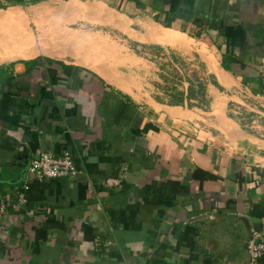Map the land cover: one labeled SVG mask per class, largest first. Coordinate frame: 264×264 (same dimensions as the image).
Returning <instances> with one entry per match:
<instances>
[{
  "label": "crops",
  "instance_id": "obj_1",
  "mask_svg": "<svg viewBox=\"0 0 264 264\" xmlns=\"http://www.w3.org/2000/svg\"><path fill=\"white\" fill-rule=\"evenodd\" d=\"M26 1L0 0V36L43 13L61 31L110 26L145 54L197 58L208 82L182 104L142 97L123 65L109 62L113 77L76 61L111 58L101 36L92 58L50 40V53L0 61V194L15 201L0 264H249L248 237L264 239V0ZM15 8L28 18L7 17ZM39 150L70 152L79 172L33 177Z\"/></svg>",
  "mask_w": 264,
  "mask_h": 264
},
{
  "label": "rangeland",
  "instance_id": "obj_2",
  "mask_svg": "<svg viewBox=\"0 0 264 264\" xmlns=\"http://www.w3.org/2000/svg\"><path fill=\"white\" fill-rule=\"evenodd\" d=\"M39 7L40 8L38 9L40 10L44 6ZM21 12L22 10L18 8L11 9L6 13V16L12 19L22 17L28 18V13L22 16ZM46 22L48 21L45 20L43 13L38 15L36 18H33L31 22L28 21L26 24H30L27 25V27H31V29H33V31L38 35L41 33L40 28L45 26L43 28L46 32L45 35H47V37L52 40L54 52L61 53V51L68 49L71 53H80L85 48L89 50L86 52L87 57H90L89 54L93 53V49L97 43V37L101 36V51L104 49V52L108 53L111 58L99 57L98 59H94L100 66L96 62L90 60L82 61L79 58H75L76 61L87 65H95V67H101L102 70L113 77H118L119 74H113L114 66L109 64V62L114 61V65H123L121 68L118 67L117 69L127 72L129 75L132 73V80L130 81H132L135 86H141L140 90H138V94H140L142 97H148L144 95H151L155 96L160 101L166 100L167 102L172 103L178 102V99L182 98L181 96H184L185 101L187 98L184 95L185 91H187L192 97H198V95L206 93V83L208 82L206 77L208 74H204L202 72V63L201 61L197 60V58L192 61H188L186 56H179L171 49L168 51L158 50V52L156 51L145 54L142 52L144 49H137L132 45V43H128V40H126V37L121 32V30L110 26H95L93 24L83 26L80 24H63L61 28L64 31H61L60 27L52 28V26L48 25ZM13 33L14 31H8L6 35L11 36ZM57 35L60 37L58 36V38H56ZM53 36L54 39H51ZM56 39L60 40L58 41ZM48 41H45L43 46L46 49L49 47L47 46ZM161 41L165 43V41ZM128 49L130 52L137 54L140 57V59L138 58V60L132 64L133 67H130L131 65L128 66ZM131 49L134 50V52L131 51ZM48 51L50 50L48 49ZM124 65L128 67H125ZM113 77L112 79L116 83L124 85L119 79ZM171 93H173V96L168 97L167 95H170ZM184 101H182V103H184ZM188 104L189 106H193L198 103L196 101L188 100ZM229 107L227 111L228 116L233 118L234 115L232 114V111H229Z\"/></svg>",
  "mask_w": 264,
  "mask_h": 264
},
{
  "label": "built area",
  "instance_id": "obj_3",
  "mask_svg": "<svg viewBox=\"0 0 264 264\" xmlns=\"http://www.w3.org/2000/svg\"><path fill=\"white\" fill-rule=\"evenodd\" d=\"M173 61V60H172ZM249 94L246 93L243 99L247 101ZM240 105H234L231 108L232 114L236 117L241 116ZM248 125V124H247ZM29 172L37 179L44 180L48 178H64L77 174L79 172L73 155L70 152H64L61 155H54L51 152L39 150L37 156L30 161ZM107 189H116L122 187L123 181L121 177H109L105 181ZM25 192L22 190L16 204L23 205L27 202ZM14 200L10 196L0 194V218L7 211L8 207L14 205ZM3 226L0 223V230ZM99 242V240H98ZM246 250L248 254L249 264H256L257 260L264 257V239L261 232L253 230L246 241ZM168 264V263H157Z\"/></svg>",
  "mask_w": 264,
  "mask_h": 264
},
{
  "label": "bare ground",
  "instance_id": "obj_4",
  "mask_svg": "<svg viewBox=\"0 0 264 264\" xmlns=\"http://www.w3.org/2000/svg\"><path fill=\"white\" fill-rule=\"evenodd\" d=\"M116 20H117L119 25H121V26L125 25V23L123 22V20L121 18L117 17L115 19V21ZM43 23H45V22H43ZM44 27L40 28L41 33L39 35L36 34L33 31V29H30V28L23 25V26H20L18 29H15L14 33L11 36L6 35L7 32L4 34V36H0V61H2V60L4 61L8 58H12V57L14 58L17 56L24 57V58L34 57L37 54L42 53L43 51H47L48 53H50V51H48V49L43 47L45 41L50 40V38L47 37V35H45L46 32L43 29ZM50 28H49V31H50ZM42 32H43V34H42ZM58 36L59 35H57L56 38H58ZM51 39H54V36L51 37ZM56 40H58V39H56ZM170 41L174 43V41H176V37L171 38ZM88 65L95 67V65H91V64H88ZM95 69L102 71V69H100L99 67H95ZM128 91H129V88H128Z\"/></svg>",
  "mask_w": 264,
  "mask_h": 264
},
{
  "label": "trees",
  "instance_id": "obj_5",
  "mask_svg": "<svg viewBox=\"0 0 264 264\" xmlns=\"http://www.w3.org/2000/svg\"><path fill=\"white\" fill-rule=\"evenodd\" d=\"M11 2L12 3H14V4H26L28 1H26V0H11ZM182 98H179L178 100V102H172V103H176V104H180V103H182V101H184V96H181ZM189 97H191L190 95H189ZM198 170H201V169H198Z\"/></svg>",
  "mask_w": 264,
  "mask_h": 264
},
{
  "label": "water",
  "instance_id": "obj_6",
  "mask_svg": "<svg viewBox=\"0 0 264 264\" xmlns=\"http://www.w3.org/2000/svg\"><path fill=\"white\" fill-rule=\"evenodd\" d=\"M249 260V259H248Z\"/></svg>",
  "mask_w": 264,
  "mask_h": 264
}]
</instances>
